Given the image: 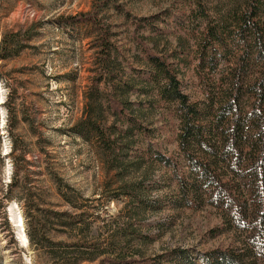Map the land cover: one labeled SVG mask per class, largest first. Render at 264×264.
<instances>
[{
	"label": "rangeland",
	"instance_id": "rangeland-1",
	"mask_svg": "<svg viewBox=\"0 0 264 264\" xmlns=\"http://www.w3.org/2000/svg\"><path fill=\"white\" fill-rule=\"evenodd\" d=\"M98 2L0 0V47L12 54L0 58V264H125L110 258V250L118 248L132 255L129 264L157 257L162 264H185L176 252L193 262L233 244L219 211L208 205L175 207L172 171L141 155L148 145L172 155L175 122L159 108L147 110L139 86L126 98L132 110L144 108L147 137L135 134L114 158L93 137L77 132L95 75L96 31L86 20L95 9L117 50L122 81L133 76L127 64L140 68V48L179 54L177 38L184 36L162 17L167 9L183 10L177 0H103L95 8ZM204 2L211 15L229 5V0ZM152 15L163 20L156 32L139 25ZM69 16H81L82 22L59 23ZM179 74L186 92L195 95L191 67H179ZM101 111L110 125L105 103ZM12 216H20L19 226ZM216 228L223 232L214 235Z\"/></svg>",
	"mask_w": 264,
	"mask_h": 264
},
{
	"label": "trees",
	"instance_id": "trees-1",
	"mask_svg": "<svg viewBox=\"0 0 264 264\" xmlns=\"http://www.w3.org/2000/svg\"><path fill=\"white\" fill-rule=\"evenodd\" d=\"M177 1L183 10L167 9L162 17L184 31L177 38L181 52L140 48L141 66L127 64L133 76L126 81L117 74V50L109 33L95 17L99 9L89 15L86 20L96 31L95 75L76 130L82 138L93 137L114 158L120 145H129L135 134L147 137L150 130L142 124L144 108L132 110L126 98L139 86L147 110L159 108L175 122L172 155L148 144L141 153L150 163L172 171L177 192L171 203L188 209L203 205L216 209L223 229L234 236L233 244L207 251L193 262L182 251L176 253L185 264H264V0H229L215 15L208 13L204 0ZM102 3L99 0L95 8ZM158 20L160 16L144 17L139 25L156 32ZM80 22L81 16H69L59 23ZM3 52L1 46L0 58L12 55ZM181 66L191 67L195 95L184 88ZM104 103L113 117L108 126L101 116ZM139 202L144 206L142 199ZM223 229L216 228L214 235ZM124 251L110 250L111 260L129 264L132 255ZM158 258L149 264H162Z\"/></svg>",
	"mask_w": 264,
	"mask_h": 264
},
{
	"label": "bare ground",
	"instance_id": "bare-ground-1",
	"mask_svg": "<svg viewBox=\"0 0 264 264\" xmlns=\"http://www.w3.org/2000/svg\"><path fill=\"white\" fill-rule=\"evenodd\" d=\"M11 214L13 215V213L11 212ZM14 218V223H18V224H21V220H20V216H12L11 219ZM17 221V222H16ZM17 224V225H18ZM19 226V225H18ZM17 234H18V238L20 239V242L24 245L25 244V241H26V238L22 232V230H20V228L17 229Z\"/></svg>",
	"mask_w": 264,
	"mask_h": 264
}]
</instances>
